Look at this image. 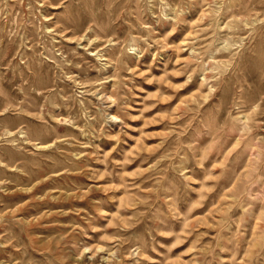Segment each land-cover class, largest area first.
<instances>
[{"label": "rangeland", "instance_id": "374dc122", "mask_svg": "<svg viewBox=\"0 0 264 264\" xmlns=\"http://www.w3.org/2000/svg\"><path fill=\"white\" fill-rule=\"evenodd\" d=\"M0 264H264V0H0Z\"/></svg>", "mask_w": 264, "mask_h": 264}, {"label": "bare ground", "instance_id": "6f19581e", "mask_svg": "<svg viewBox=\"0 0 264 264\" xmlns=\"http://www.w3.org/2000/svg\"><path fill=\"white\" fill-rule=\"evenodd\" d=\"M9 208V207H8ZM12 208V207H11Z\"/></svg>", "mask_w": 264, "mask_h": 264}]
</instances>
